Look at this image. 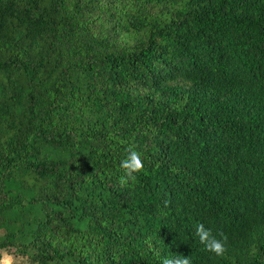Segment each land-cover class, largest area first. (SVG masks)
<instances>
[{
    "label": "trees",
    "instance_id": "obj_1",
    "mask_svg": "<svg viewBox=\"0 0 264 264\" xmlns=\"http://www.w3.org/2000/svg\"><path fill=\"white\" fill-rule=\"evenodd\" d=\"M4 252L264 264V0H0Z\"/></svg>",
    "mask_w": 264,
    "mask_h": 264
},
{
    "label": "clouds",
    "instance_id": "obj_2",
    "mask_svg": "<svg viewBox=\"0 0 264 264\" xmlns=\"http://www.w3.org/2000/svg\"><path fill=\"white\" fill-rule=\"evenodd\" d=\"M120 168L123 170L124 175L120 178L121 184H126L129 179H135L134 174L141 172L144 169V163L141 153L130 146L126 149L125 158L120 162ZM196 236L202 244H205L208 251L214 253L216 256H223L226 252V244L228 237L224 233H219L218 237L213 236L210 229L206 228L203 224L196 226ZM0 264H19V260L12 255L4 253L0 256ZM161 264H191L188 255L177 254L172 257H165Z\"/></svg>",
    "mask_w": 264,
    "mask_h": 264
},
{
    "label": "rangeland",
    "instance_id": "obj_3",
    "mask_svg": "<svg viewBox=\"0 0 264 264\" xmlns=\"http://www.w3.org/2000/svg\"><path fill=\"white\" fill-rule=\"evenodd\" d=\"M4 253H7L9 254L8 252H4ZM10 255V254H9ZM12 255V254H11ZM14 256V255H12ZM15 257V256H14ZM19 260V264H27V260L23 259V258H20V257H15Z\"/></svg>",
    "mask_w": 264,
    "mask_h": 264
}]
</instances>
